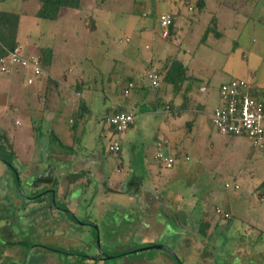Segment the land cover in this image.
I'll return each instance as SVG.
<instances>
[{
	"label": "rangeland",
	"instance_id": "1",
	"mask_svg": "<svg viewBox=\"0 0 264 264\" xmlns=\"http://www.w3.org/2000/svg\"><path fill=\"white\" fill-rule=\"evenodd\" d=\"M96 1L99 0H81L79 8L74 10L62 8L56 20H48L34 16V11L39 6L38 0H0V11L20 13L18 39L26 44V49L38 52V48L33 47L36 45L29 43V37L38 36L39 32L51 39L55 58L51 68L57 76L56 80L59 81L58 87L53 84L54 82L50 84L52 92L46 94V101L43 100L41 93L35 91L34 85L23 84L19 77L15 79V83L23 89V93H20L21 98L17 99L22 100L21 102L11 101L12 106L8 107L5 103L10 99L9 93L0 95V130L3 131L6 141L12 144L10 146L13 156L12 165L20 175L24 170L29 168L35 170L33 168L39 166L38 160L27 166L23 162L34 161L33 156L40 145L44 148L51 147L50 143L53 142L48 143L47 136L49 129H52L61 142L68 144L67 131L72 126L68 120L77 119L74 105L80 99L89 100L90 97L92 107L98 102L104 103L106 107L113 103L115 109V104L131 100L134 95L130 91L124 99L120 93L126 85L127 76L132 77L136 71H141L149 65L156 66L153 69L163 73L164 64L173 57L182 65L183 80L179 82L176 81V77L173 78V81L177 82V87L173 92L171 91L172 93L168 90L174 87L172 82L164 81L157 89L147 84L143 91L157 95L158 113L151 112L150 107H141L137 111L133 125L128 130L115 134L122 143L120 152L108 150L109 134L105 132L106 128L98 138L97 130L94 131L87 126L89 131L85 140L93 141L98 149L97 152L89 154L91 156L87 161L90 162L91 173L81 172V176H85L81 181L87 183L97 177L93 183H97L95 185L99 188L94 190L96 186H90V190H94L92 195L90 193L92 197L88 192L86 195L85 191H79L78 188L72 193L78 203L74 213L78 222L72 223L69 232H75L73 236L75 241L67 233L43 227L41 230L27 228L21 239L29 244L39 242L65 251L84 250L88 254L102 251L108 255L119 250L127 251L125 248L132 245H134L132 249L138 248L140 237H135L136 234L123 232L126 237L121 233L115 240L112 234L114 233L112 230L117 232L119 220L125 216L124 213H134L135 209L132 210L128 205L122 207L116 204L111 208L110 216L105 217L104 214L101 218L96 213L100 203L105 202L99 199L102 193L105 196L107 192L103 185L105 177L110 175L116 178V181L122 182L127 179L135 166V169L143 168L146 175L149 173L146 169L154 173L160 172L163 178L174 173L175 179L173 178L168 187L183 192L180 193L183 196L180 199L182 204L180 209L185 211V214L177 216V209L174 206L173 208L161 206L160 210L163 209L169 214L173 212L178 221L181 217L188 220V223L182 225V229L188 234L181 240L182 234L173 232V230L180 231L178 226H174L178 223L169 219L166 223V231L156 243L170 247L183 264H264V201L254 198L255 193L258 192V184L264 182V149L252 147L248 141H237L233 135H221L210 123L213 109L219 102L218 90L224 80L229 77L240 78L252 85L264 87L263 28L254 30L253 27L247 26L243 29L245 21L241 15L242 11L233 16L237 28L235 30L225 28L231 14L223 7L217 6L219 0H205V5L201 8L196 5L198 0H103L94 7ZM263 1V8L261 6L258 10L261 13H264ZM231 8L233 11L238 9L235 5ZM166 10L173 12L175 26L172 34L161 38L157 16ZM216 12L221 14L222 24L218 27H214L209 22L210 17ZM207 28L211 29L200 40L202 32ZM231 47L235 52L229 51ZM151 53L154 54L153 58L149 56ZM160 60L161 64L158 66L157 62ZM63 72L66 75L64 81L61 78ZM75 80L81 84L80 95H74L70 91ZM7 82L8 77L0 74V90L7 86ZM202 86L205 90L201 89ZM167 99H171L175 106L183 104V109L176 114L168 113L164 120L166 113L162 108ZM43 101L45 109L39 108ZM123 108L126 109L124 106ZM110 111H112L111 107L108 112ZM87 115L88 113H85V116ZM83 127L85 132V124ZM229 139L232 141L230 142ZM175 144L176 148L172 149L171 153L181 156L177 159L182 161L185 169H183L185 172L177 175L172 167L166 169L159 167L158 161L154 158L157 151L163 154ZM49 149L47 154L42 150L40 155L44 153L55 155V152ZM95 155L98 156V162H94ZM184 155L188 156L187 161L182 160ZM49 160L53 158L49 156ZM118 160L121 165L120 171H117ZM130 162L133 164L131 165ZM47 166L44 165L39 173L45 174ZM0 167L2 168L0 191L3 192L4 189L7 193L5 197L0 192V204L13 205L14 209L8 211L10 214L14 212L10 216L17 217L24 214L23 212L28 208L19 206L20 199L23 200L24 197L11 198V196H20V194L22 196V190L28 195V191L22 183L20 184L22 190H19L20 188L14 183L16 175L1 161ZM100 171L105 177L100 178L96 174L101 173ZM50 173L51 176L54 175L52 169ZM29 174L33 172L30 171ZM111 179L109 184H112ZM114 183L117 185V182ZM225 183L227 186L224 187ZM233 184L237 187L233 188ZM185 185L188 186L184 190ZM83 192L85 197L80 200ZM140 195L148 204L144 205V208L148 213L155 214L153 211L155 206L152 205L155 199H150L145 193ZM109 198L112 199V195ZM228 205L233 213L231 219L223 221L214 215L215 208H225ZM47 209L39 214L49 220L52 215L48 216ZM51 212L55 218L64 217L61 211H57L56 214L55 209H51ZM39 214L35 215L36 218ZM84 220L90 224H83ZM204 223L208 224L206 229L203 228ZM200 228H203L204 232H201ZM11 229L16 234L23 230L21 226L17 231L16 222L11 223ZM107 233L110 236L105 239ZM92 237L94 241L91 240ZM112 240L123 246L105 244ZM180 241L186 243L187 249L184 254ZM164 252L166 251L163 249L148 248L138 250L134 254L108 258L102 262L129 264L130 260L140 258L151 260H148L150 264H162L163 260L164 264H175L168 253ZM5 254H9L7 249H3L1 255L5 256ZM37 255V258L56 257L55 260L59 264L61 262L99 264L85 258L78 259L58 254L57 256L55 251L45 249L39 251ZM155 256L162 257L163 260H153ZM34 259L31 258L30 264H35ZM138 262L141 261L134 263L138 264Z\"/></svg>",
	"mask_w": 264,
	"mask_h": 264
},
{
	"label": "crops",
	"instance_id": "2",
	"mask_svg": "<svg viewBox=\"0 0 264 264\" xmlns=\"http://www.w3.org/2000/svg\"><path fill=\"white\" fill-rule=\"evenodd\" d=\"M262 1L263 0H239V1L238 0H219V1H217L216 4L219 8L223 7L225 10H228L231 14V17H229L230 20L226 21L227 25H225V28L229 27V28L235 30L237 27H236V20L233 16H235V14H239V11H242L241 15L245 21L244 25L242 27L243 29L247 28V26H248L251 28L253 27L254 30H255V28H258V29L263 28V31H264V13H261L258 11L259 8L262 6ZM251 3H252V5H251ZM263 3H264V1H263ZM231 4L237 6L238 9L233 11V8H231V6H232ZM204 5H205V0H201L200 1V8L204 7ZM262 8H263V6H262ZM36 11L37 10L34 11V16H35ZM6 12L14 13V14L16 13L18 16V19H17V26L18 27H17L16 34H15V40H16L15 44H18L20 46L23 54L41 56V53L44 49V51H45L44 52V55H45L44 59L46 58L45 60H48V61L46 62V65L44 67L42 66V73L39 76L33 78L31 83H26L25 79L27 77H30V73L27 72L26 70L22 69V68H17L16 70H12L10 73H7V74L0 73L1 75L8 77L7 86L2 87V90H0V95L7 94V92L9 93L10 99H9V101L7 100V102L5 103V105L8 107L12 106L13 101L14 102H16V101L21 102L22 100H17V99L21 98L20 93L21 94L23 93V89L21 88L20 85H17L15 83V79H17V77H19L23 84H25L27 86L34 85L35 91L37 93H41L43 100L46 101L47 100V97L45 98L46 94H50L52 92L51 91L52 88L50 87V84L52 82H54L53 84H55L57 87L59 85L58 84L59 81L56 80V78H55L57 76L55 73L52 72V68H51L52 62L55 59L54 54L52 52L53 42H51V39L49 37H44L42 32H39L38 36L29 37V43L36 45L33 47H35L36 49L38 48V52L29 51L28 49H26L27 48L26 44L20 42V40L18 39V31H20L19 24H20V20H21L20 13L11 12V11H6ZM163 12H168L171 16V19H172V22H171L172 24L169 27V29L167 30V35L169 36L174 31V26H175L174 21L175 20L173 17V12L171 13V11H167V10L163 11ZM162 13H159V14H162ZM58 15H59V12H58L56 18L58 17ZM56 18L54 20H56ZM48 20H50V19H48ZM209 22L214 27H218L219 24H222L221 14H218L217 12H216V14H213L210 17ZM35 23L38 24V22H35ZM161 31H162V28H161ZM161 31H160V36H161ZM167 35L164 37L161 36V38H166V37H168ZM239 36H240V34H239ZM202 38L203 37H200V40ZM125 41H127V39H125ZM233 43H235V42H233ZM27 45H29V44H27ZM233 50H234L233 47H231L229 51L235 52ZM228 55H230V54H228ZM149 56H150V58H153L154 54L151 53V55H149ZM174 59H177V58H174ZM160 64H161V60L157 62L158 66ZM154 67H156V66H154V65L150 66L149 65L141 71H136V73L132 77H130V76L126 77V82H125L126 85H125L124 89L122 91H120V93L124 96V99H125V97H127L129 95L130 91H132L134 95L132 96L131 100L120 101L117 104L114 103L116 106L115 109H114L113 103H110L111 105L106 107L107 105H104V103H100L98 101H97L98 104H95L96 106L92 107L93 103H92V100L90 101V97H89V100L88 99L85 100L83 98L82 101L85 103V107L87 110L86 113H88V115L85 116V114H84L82 117L76 116L77 119L75 121H73V119L68 120V122L70 121L69 123L72 124V126L70 127V130L67 131L69 134L68 135V138H69L68 144L61 142L59 140V138H57L55 133H53L52 129H49L47 136L49 137L48 143L50 141L53 142V143H50V144H52L51 147L47 146V148L46 147L44 148L42 145H40L39 148L37 149V153L35 154V156H33L34 161L29 162V161L25 160L23 162V164L25 163L26 166L31 165L36 160H38V163H39L38 167H34V168L32 167L35 170H31V168H29L26 171L24 170V175L26 176V182H24L23 184H24V186H26V190L29 193L34 194L35 192H37L39 190L48 188L50 182L53 181L54 187H55V196H56L57 201L63 203L68 208V210L74 214L78 203L76 202L75 197L72 196V193L74 191H76V189L78 188L79 191L80 190L85 191L86 195L88 192V194L90 196V193L92 195L93 191L97 190L99 188L96 186L97 183H93L94 179H96L97 177H94V179H92V181L87 182V183L86 182L83 183L81 181V179H83V177H85V176H81L82 175L81 172L84 171V173H86V172L88 174L91 173L90 168H89L90 162L87 161L88 157L91 156L89 154H91L92 152H95V151L97 152V149H98V147L95 145V143L93 141L87 142L85 140L87 132L89 131V130L87 131V129H89L87 126L91 127L90 129L93 128L94 131L97 130L96 135L98 136V138L103 133L104 129L106 128L105 132H107L109 134L108 143H111V141H113V140L119 142L120 143V149L118 152H120V150L122 149V143L120 142L119 137L115 136V134H117V133H114V131L108 126V124L103 121V119L105 117L104 115H106L108 113L109 107H111L112 111H114V112L115 111H125V112L132 113L134 115V120H135V115H136L137 111H139L141 107H150L149 109L151 112L158 113L157 112L158 109H156L157 106L159 105L157 95L156 94H147V93H144V91H143L144 88L147 86V84L149 85V83H147V81L145 79V74L147 72L156 71L161 78L160 79V82H161L160 86L164 83V82H162V73H159L156 69H153ZM61 78L63 79V81L66 79V75L64 72L61 74ZM73 84H74L73 89L69 88L70 91L72 93H74V95H80L79 90H81V87H80L81 84L76 82V80ZM129 84H132V86L129 87ZM259 86H261V85H259ZM150 87L154 88L152 86H150ZM159 87H155L154 89H157ZM261 87H263V86H261ZM201 89L203 90L204 87L202 86ZM168 90L170 92L171 91L173 92V90H175V89H174V87H171V89L168 88ZM124 91H126V93H124ZM52 97L55 98V95L52 94ZM78 98H79V96H78ZM44 101L39 108L45 109ZM93 101H95V100H93ZM122 105L124 107H126V109H124ZM77 106H78V102L74 105L75 114L77 112ZM174 106L175 105L173 104L171 99H167L164 102L163 108H162V111L164 113H166L164 120L167 117L168 113L176 114L177 112L179 113L180 109H183L182 108L183 104H181V103L178 106H175V107ZM134 120L132 121V123L129 125V127L126 130H128L133 125ZM83 123L85 124V128H86L85 132L83 129L84 128ZM189 127H191V124L189 125ZM126 130H124V131H126ZM0 133L4 134L2 130H0ZM50 135H53L54 138H52ZM221 135H226V134H221ZM234 138H236L237 141H242V140L247 141L243 138L241 139L240 137H236V136ZM229 141L231 142L232 140L229 139ZM57 142H59L63 145H66V148H64V146L62 147ZM166 142H167V144L169 143L168 140ZM53 146H54V148H53ZM94 146L96 147L95 149H94ZM69 147H71V148H69ZM170 147H171V149L169 151L166 150V152L163 153V156L164 157H166V156L172 157V159H173L172 164L168 167H164L161 163L158 162L159 163L158 166L163 167L165 169L172 167L173 170L176 171V175L179 173L185 172L182 161H179L177 159V158H181V156L174 154V153H171V150L176 148V144H175V146L172 145ZM49 148H51V151L55 152V155H53V154L45 155V153L47 154V149H49ZM42 150H45L46 152L44 151L45 153L43 155H40L41 154L40 152ZM157 152H160V151H157ZM49 156H50V158H53V160H49ZM97 157L98 156H96V155L94 156V158H95L94 162H98ZM154 158H155V155H154ZM45 159L47 162L45 161ZM182 160L187 161L188 156L184 155ZM130 163H131V165L133 164L132 162H130ZM116 164L119 165V160H118V163H116ZM44 165L45 166L48 165L47 168L49 167L48 168L49 170L52 169V171L54 173L53 176L43 178L42 174L39 172H40V170H43ZM117 167H118L117 171H120L121 165H119ZM129 169H130V167H129ZM146 170L149 171V173L147 175H146L145 171H143V168H142V170L140 168L135 169V166H134L131 170L130 175L127 177V179L123 180L122 182H121V180L116 181L115 180L116 178H112L110 175H107V177H105L101 171H100L101 173H99V172L96 173L97 175H99L100 178L105 177V179L103 180V185H104V188H106V190H107V192L105 193V196L102 193L100 198H99L101 200H105L106 204H105V202H104V204L100 203V207H98L99 209L98 208L96 209L97 216L101 217L105 214V217H107V216L112 215L111 208L116 204H119L122 207H125L126 205H128L132 208V210L135 209V210H133L134 213H130V214L124 213L125 216H123V218H121L119 220V227L117 229V232L115 230H112V231H114V233H112V234L114 235V237H113L114 240L121 233H122L123 237H126L123 234V232L136 234V235H134L135 237H137V236L140 237V239L138 241L139 247L136 248L138 250L144 249V248L140 247V245H143V244L144 245H146L148 243L157 244L156 242H157L158 238H161L163 236L164 232L166 231L165 227H166V225H167L166 223L169 219H172V222L174 221V222L178 223V225H174V226H178V230L180 229V231L173 230V232L174 233H176V232L181 233L182 234V235H180V237H182L181 240L183 238H186L187 234H188L186 230L182 229V225H184V223H188V220L181 217L180 221H178L175 217L176 215L173 212L171 214H169L168 212H165L163 209L160 210L161 206H163V207L174 206L177 209V211H176L177 216L178 215L184 216V214H185V211H181V209H180V208H182V204H180V199L183 197V196H181L180 193H183V192L182 191L179 192V190L178 191L176 190L177 191L176 192V191L172 190V188L168 187V185L171 183L173 178L175 179L174 173L163 178L160 172L154 173L150 169H146ZM30 171H32L33 174H29ZM0 172H2L1 167H0ZM92 172H93V170H92ZM93 174H94V172H93ZM109 179H111L112 184L108 183ZM114 181L117 182V185L114 183ZM261 183H262V185H259ZM259 184L257 186L258 192L255 193V195H254V198H257V199H259L257 196V195H259V193L262 192V194H264V182L261 181ZM90 186L91 187L96 186V188L94 190H90V188H91ZM187 186L186 185L184 186V190H185V187H187ZM225 186H227L226 183H225L224 187ZM236 187L237 186L235 184H233V188H236ZM101 188H103V187H100V189ZM30 190H32V191L30 192ZM141 193H145L146 195H149V198L152 200L155 199V202L152 203V205L155 206L153 209L155 214L148 213V210L146 208H144V205L146 206L148 204H146L143 201V197H141V195H140ZM110 195H112V199L109 198ZM84 197H85V193L83 192L81 197H80V200ZM90 197H92V196H90ZM109 199L111 200V202H109ZM115 199H117V200H115ZM259 200H263V199H259ZM115 201H117V202H115ZM112 202H113V204H111ZM158 204H160V205H158ZM230 208L231 207L228 205L225 208H221V210H223L225 212L227 211L229 213V218L231 219L233 216V213H232V210ZM170 215H171V218H170ZM223 221H224V219H223ZM179 222H180V224H179ZM74 233L75 232H72V231L69 232L68 231L67 234H69L71 238H74L73 237ZM174 233H172V235ZM109 236L110 235H108V233H107L105 236V239H108ZM114 240H112L111 242L108 241L105 244L107 246H108V244H112V245H115V247H117V245H119V247L123 246L119 242L116 243ZM180 245H181V248L184 249V251L182 252V254H184L186 249H187L186 243L180 241ZM129 247L132 248V247H134V245L128 246V248H125V247L124 248L129 249ZM5 249H7V251H9V254H5V257H7V259H8L7 263L30 264L31 258H33V259L35 258L34 259L35 264H40V261L44 260V257L43 258H37V256H38L37 254L40 251L37 248H32V250L30 249L31 251L29 250L28 253H26V255H27L26 258H25V256L21 255L20 247L9 246L8 248H5ZM119 251H121V250H119ZM94 254H96V252ZM94 254H90V255H94ZM55 258L53 259V264H59L57 262V260H55ZM153 259L163 260L162 257H156V256L153 257ZM86 260L93 261L91 258H88ZM140 260H143L144 262L141 261V262H138V264H150L149 261H151L149 259H148L149 261L145 260V259H140ZM102 261H104V260L99 259V264H106V262H102ZM50 263H52V261ZM61 264H63V262H61Z\"/></svg>",
	"mask_w": 264,
	"mask_h": 264
},
{
	"label": "built area",
	"instance_id": "3",
	"mask_svg": "<svg viewBox=\"0 0 264 264\" xmlns=\"http://www.w3.org/2000/svg\"><path fill=\"white\" fill-rule=\"evenodd\" d=\"M172 19L168 12H163L157 16V23L162 28L161 36L167 35V30L171 26ZM22 68L30 73V77L25 79L26 83H31L33 78L42 73L40 57L38 55L23 54L20 46H15L0 57V73L7 74L12 70ZM145 79L152 87H159L160 76L156 71L145 74ZM132 84H129L131 87ZM240 78H228L223 81L218 90V105L213 109L210 117L211 125L220 134H229L244 138L252 147L264 149V89ZM126 93V91H124ZM134 120V115L125 111H110L104 117V122L114 131L120 133L126 130ZM120 143L111 141L108 145L110 152H118ZM155 159L164 167L172 164V157H164L157 152ZM264 200V194L257 195ZM214 215L226 220L229 213L214 209Z\"/></svg>",
	"mask_w": 264,
	"mask_h": 264
},
{
	"label": "trees",
	"instance_id": "4",
	"mask_svg": "<svg viewBox=\"0 0 264 264\" xmlns=\"http://www.w3.org/2000/svg\"><path fill=\"white\" fill-rule=\"evenodd\" d=\"M38 1H39L38 2L39 7L35 13V16L37 18H40V19L45 18V19L52 20V19L56 18L57 14L61 8H70V9L79 8L81 0H38ZM200 1L201 0H198L196 2V5L198 7H200ZM101 2H103V0H99V1L94 2V7L98 6L99 3H101ZM17 19H18V16L16 13L14 14V13L6 12V11H0V57L15 46V43H16L15 34H16L17 27H18L17 26ZM93 26L94 25H92V27ZM210 29L211 28H208L206 31L202 32L201 37H204L205 34H207V32ZM44 52L45 51L43 49L41 56H39L40 57V65L43 67L46 65V62L48 61V60H45L46 58L44 59V56H45ZM174 77H176V81L181 82L183 80V71H182L181 63H179V61L177 59L172 58L171 60L168 61L167 64L164 65V70L162 73V82H164V81L172 82L174 89H176L177 82L173 81ZM262 88L263 87H261L260 89H262ZM86 111L87 110L85 107V103L82 100H79L78 106H77L76 116L82 117L86 113ZM50 136L52 138H54L53 135H50ZM5 138H6L5 135L0 133V161L3 162L7 167H9L13 171V173L16 175L15 179H14V183H15V185H17L20 188L19 190L21 191L22 189L20 187V183H19V179H18L19 176L17 174L16 169L12 165L13 156H12V151H11L12 148L10 147L11 144H9ZM57 143L60 144L62 147L64 146L63 144H61L59 142H57ZM69 148H71V147H69ZM6 149L8 151H6ZM3 152H5V154ZM259 185H262V183ZM50 192H51V196H52L51 203H54L57 208L58 207L60 208L58 210L63 212L64 217H61V220L59 222H55L53 217H51L49 220L42 219L36 225H34L33 228H38V230H41L42 227L44 229L53 228L55 230H60L64 233H68V231L72 227V223H76L78 221L75 218V215L72 212H70L68 210V208L63 203H60V202L57 203L55 201V199L53 198L54 197V188L53 187H52ZM37 198L40 199L41 197H37ZM8 209H10V208L7 205H1V207H0V220L3 219V220L8 221V226L6 224L0 225V237H3V238H0V264H12V263H7L8 262L7 257L1 255L3 249L12 244L10 239L14 236V233L11 232L10 225H11V223L15 222L16 217L10 216L8 214ZM83 224L89 225L90 223L88 221L85 222V220H84ZM207 226H208L207 223L203 224L204 229H206ZM203 228L202 229L200 228L199 230H201V232H204ZM72 239L75 241L74 238H72ZM91 240L94 241V238L92 237ZM14 244L20 247L21 255L25 256V258L27 256L26 253H28V251L30 249L32 250V248H37L40 251L42 249H45L48 251L49 250L55 251L56 255L58 254L60 256H67V257L70 256V257H76L78 259L79 258H85V259L91 258L95 262H99V259H101V260L103 259L105 261V259H108V258H117V257L129 255V254H134L137 251V249L129 248L130 250H128V249H127V251L121 250V251H117L115 253L113 252L112 254H108V255L102 251L100 253L90 255V254L86 253L84 250L71 249V250L65 251L64 249L60 250V249L56 248L55 246H50V245L47 246V245H43L39 242H32L29 244L28 242H26V240L19 241V243H14ZM155 245H160V244L148 243L146 245L143 244L140 247L145 249V247H150V246H155ZM164 247H166V246H164ZM146 249H148V248H146ZM154 249H157V248H154ZM168 249L169 250H167L166 252L168 253L169 258L171 260H173L175 264H183L176 257V254L174 253V251L170 247ZM157 250H159V249H157ZM166 252H164V253H166ZM168 255H167V257H168ZM53 259L54 258H50V257L44 258V260L40 261V264H53ZM49 260H51L52 263H50L51 261L48 262ZM138 260L144 262L143 260H140V258ZM138 260L132 259V260H130L131 263H129V264H135L134 262H137ZM163 261H161L162 264H164Z\"/></svg>",
	"mask_w": 264,
	"mask_h": 264
},
{
	"label": "flooded vegetation",
	"instance_id": "5",
	"mask_svg": "<svg viewBox=\"0 0 264 264\" xmlns=\"http://www.w3.org/2000/svg\"><path fill=\"white\" fill-rule=\"evenodd\" d=\"M48 168H47L45 174L42 175L43 178H47V177L51 176L50 170ZM17 174L19 176L18 179H19V183L20 184L21 183L23 184L24 182H26V176L23 175L24 171L21 173L22 176L19 174V171H17ZM52 187L54 188V197L53 198L57 202V199H56V196H55V187H54V182L53 181L50 182L48 188L39 190V191L35 192L34 194H31V193L28 192V195H26V193L22 190V192H23L22 196H21V194H20V196L19 195L11 196V198H13V197H19V198L20 197H24L23 200L20 199L19 206L21 205V207H26L28 209H27V211L23 212L24 214L18 215L16 217V219H15L17 231L20 229L21 226H22L23 230H21V232H19L18 234L14 233V236L10 239V241L12 243L10 246L19 247V246L15 245L14 243H19V241H24V239H21V236H23L25 234L24 230H26L29 227H33L39 221H41L42 219H45L44 215H40L39 214V213H42V212L44 213V209H47L49 207L47 209L48 213H49L48 216L52 215V217L55 220V222H59L61 220V216H58L57 218H55V216L53 215V212H51V209H55L56 214H57V211H60V210H58V209H60L59 207L57 208L54 203H51L52 196H51V192L50 191H51ZM1 194H3L6 197L7 193L3 189V192H1ZM37 197H41V198L38 199ZM26 201H28V202H26ZM0 205H6V204L1 203ZM7 206L10 209H14L13 205H11V204H9ZM25 212H27V213H25ZM30 213H32V214H30ZM8 214L9 215H13L14 212L12 214H10V211H8ZM36 214H39V215H37L38 216L37 218L35 216ZM0 221H1L0 225L6 224L8 226V221L7 220L1 219ZM30 221H32V222H30ZM10 228H11V225H10ZM11 232H13L12 229H11ZM8 247H6V248H8Z\"/></svg>",
	"mask_w": 264,
	"mask_h": 264
},
{
	"label": "water",
	"instance_id": "6",
	"mask_svg": "<svg viewBox=\"0 0 264 264\" xmlns=\"http://www.w3.org/2000/svg\"><path fill=\"white\" fill-rule=\"evenodd\" d=\"M146 248H157V249H163L165 251L169 250L168 247L166 248V247H164L162 245H155V246L145 247V249Z\"/></svg>",
	"mask_w": 264,
	"mask_h": 264
}]
</instances>
